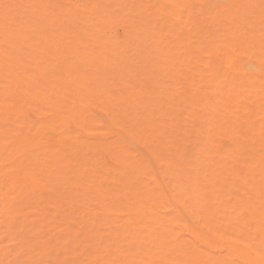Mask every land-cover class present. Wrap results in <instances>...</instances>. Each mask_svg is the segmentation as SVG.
Wrapping results in <instances>:
<instances>
[{"label": "bare ground", "instance_id": "6f19581e", "mask_svg": "<svg viewBox=\"0 0 264 264\" xmlns=\"http://www.w3.org/2000/svg\"><path fill=\"white\" fill-rule=\"evenodd\" d=\"M0 264H264V0H0Z\"/></svg>", "mask_w": 264, "mask_h": 264}]
</instances>
